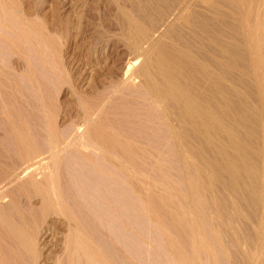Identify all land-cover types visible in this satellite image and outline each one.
Here are the masks:
<instances>
[{
  "label": "bare ground",
  "instance_id": "obj_1",
  "mask_svg": "<svg viewBox=\"0 0 264 264\" xmlns=\"http://www.w3.org/2000/svg\"><path fill=\"white\" fill-rule=\"evenodd\" d=\"M167 2L151 0L156 7ZM171 2L165 12L162 10L159 24L154 29L150 24L151 30L140 25L144 21L128 13L133 10L131 6L129 11L118 6L120 27L124 30V39L120 42L129 56L117 57V69L110 71L108 67L110 72L105 71L108 77L100 76L105 67L94 57L97 48H87L85 53L91 52L90 56L83 68L78 69L80 85H85V91L74 89L71 93L82 118L79 125L73 124L72 119L71 123L76 126L74 134L67 126H61L65 127L64 133L60 132L63 128L58 130V115L55 121V114L52 116L58 108L54 110L55 93H52L54 97L50 95L51 88L45 85L46 81L45 84L40 81L33 70L29 71L28 78L26 74V83H34L29 84L30 94L34 90L37 100L35 104L29 103V107L26 92L23 94L21 85H16L18 79L13 76L16 82L10 83L12 73L8 79L7 66L2 67L8 72L4 70L6 77L0 64V73L4 75L0 83L9 87L4 85L6 94H1L2 98L5 95V100H1L6 102L4 112L9 121H0L4 130L0 133V264H113L111 255L120 251L109 253L113 245L117 247L114 240H119L112 234L124 235L127 243L124 245L122 239L121 245L131 247L146 232L147 228L142 230V222L146 220L145 223L155 225L157 237L160 234V240L163 239L164 243L157 239L160 248L165 244L161 248L163 253L157 256L159 246L154 238L153 243L158 246L154 252L157 259L160 257L158 264L169 261L167 256L161 258L167 251L173 261L169 264H228L229 256H236L244 245L249 246V251L246 255L245 249L244 255L237 254L241 264H264V0ZM154 12L151 14H157ZM147 17L144 19H152ZM99 37L96 38L100 40ZM24 68L27 71L30 66ZM90 73L94 78L89 77ZM243 79L249 86L244 85L247 82ZM114 113L116 121H108ZM4 142L7 145L3 146ZM117 171L126 185L117 184L121 178ZM123 184L124 191L128 188L134 193L132 201L136 202L137 198L141 202L138 205L142 208L135 213L144 214L145 218L142 217L146 219L140 223L143 218L136 214L139 228L136 230L130 222L137 218L128 219L134 211H127L132 213L129 216L122 209L126 206L124 203L131 201L126 193L130 190L124 195L130 201H117L123 192L117 190ZM119 204L122 218L129 220L127 225L134 226L135 231L142 230L134 232L139 236H134L136 239L132 237L133 229L129 232L134 241L125 235L128 231L124 229L123 234L120 226L116 227L117 222L120 225ZM129 208L128 205L125 210ZM149 225L146 227L150 229ZM148 230L149 236L153 235ZM148 233L144 238H148ZM111 237L114 240L107 243ZM102 238H108L106 243L113 247L108 248L106 240L102 241L104 246L100 244ZM129 238L132 244H128ZM145 245L148 251L151 244ZM101 246L108 248L110 256H106L110 260ZM141 246H136V250L147 254L146 247ZM131 248L128 250L133 251ZM127 253L122 256V252L116 260H121L120 256L122 260L130 259ZM144 256L148 264L146 260L151 256ZM130 260L127 262L134 264Z\"/></svg>",
  "mask_w": 264,
  "mask_h": 264
},
{
  "label": "rangeland",
  "instance_id": "obj_2",
  "mask_svg": "<svg viewBox=\"0 0 264 264\" xmlns=\"http://www.w3.org/2000/svg\"><path fill=\"white\" fill-rule=\"evenodd\" d=\"M146 2L148 1V0H145ZM145 1H142V0H116V2L117 3H115V0H0V13L2 12H5L4 14L6 15V17L4 16V14H2L1 13V16H0V64L2 65H0L1 66V68L5 65V66H7L6 67V69H7V71L9 72H7L5 69H3L2 68V70H1V68H0V70L6 75V72L8 73V77H7V75H6V77L9 79V77H11L12 79H13V81H12V79H11V82L10 83H14V80H15V82H16V79H18L17 80V82L16 83H19V84H16L17 86L19 85H21L22 86V84H23V86L21 87L20 86V88H22L21 90H23V94H25L24 92H26V95H24L26 98H28L26 101H28V104L29 103H31V105L32 104H35V101H37L36 99H35V95H36V93L34 92V90H33V93H31L30 94V92L32 91V89H30V88H32V87H30V85L32 86V84H34L33 82H31V81H27V82H29V84H27L26 83V80H28L27 78H28V73H29V71L30 70H33V72L36 74V77H37V74H38V79H40V81H43V83L46 81V83L47 84H45V85H47V86H49L48 88H49V90H50V88H51V90H50V95L52 96V97H54L55 96V98H53L52 100H53V104H55V105H57V106H54V110L55 111H53V115L52 116H54V114H55V117L53 118V120L55 119V118H57L58 117V119H56V125H57V127H58V130L61 128V126H67L68 128H69V130H73L72 132L71 131H69V132H71L72 134H74L75 133V129L74 128H76V126H74L73 124H75L76 125V123H78V125L80 124V121H82V118H81V111H80V108L79 107H77L76 106V104H75V102L76 101H74V102H72V96H71V93H72V90H77V89H79L80 91H81V89H83L84 88V86L85 85H80L81 83H80V79H79V73L81 72V71H78V69L80 68H83V65L85 64V62L87 61V59H88V56H90L89 54L91 53H89V51H88V53H85V52H87V48H89V47H96L95 49H96V54H95V56L94 57H98L101 61H100V65L104 68V71H103V74L102 75H100L102 78H104V77H108V73L106 72V74H105V71H106V69H107V71H109V69H108V67L110 68V71H113V70H116L117 69V59H120V57H121V59H123V57L124 58H127L129 55H127V54H129V53H127L126 52V49H124L123 47H122V42H120V40L122 41L123 39H124V37H123V26L122 27H120L121 26V19H120V17H119V14H118V10H116V9H119L118 8V6L121 8V7H123V9H127V11H129V7L131 6V10L132 11H129L128 13H130L131 12V14L133 15V17H135V19L137 18V19H139L138 21H144L143 22V24L142 23H140V25L141 26H145L146 27V29H148V30H151V28L152 29H154L155 27H153V26H156L157 24H159L158 22H159V20L158 19H162V16H163V11L162 10H164V12H165V8H168L169 7V5L172 3L171 1L172 0H167L168 2H167V4L166 3H162V5L164 6H162L161 4V6L159 7V5H157V7H156V5L155 4H151V0H149L147 3H145ZM126 2H128V3H126ZM136 2H138V4H140L141 6H143V9H144V11L142 10V7L139 5H137V3ZM141 2H143L142 4H141ZM149 2H150V4H149ZM97 3V4H96ZM118 4H120V5H118ZM138 6V8H137V6ZM147 4H148V6H149V9H146V8H148V6H147ZM169 4V5H168ZM136 6L135 8H134V6ZM151 5H155V9H153V7L151 6ZM133 7V8H132ZM141 7V8H140ZM150 7H152V8H150ZM139 8H140V10H139ZM158 8V9H157ZM6 9V10H5ZM146 9V10H145ZM150 9H153L155 12H157V14L154 12V11H152V10H150ZM159 9H160V11H159ZM134 10L135 11H137V12H134ZM140 11V13H139V11ZM149 10V11H148ZM115 11H116V13H115ZM159 11V12H158ZM133 12H134V14H133ZM148 12H149V14H148ZM151 12L153 13H155V14H151ZM135 13H137L136 15H135ZM141 13H143V14H141ZM146 13V14H145ZM162 14V15H160L159 17H158V14ZM116 14H118V16H116ZM140 14V15H139ZM145 14V15H144ZM149 16H148V15ZM151 14V15H150ZM10 15V16H9ZM142 15V16H141ZM153 15V16H152ZM154 15L155 16H157V18L156 17H154ZM28 16V17H27ZM146 18L147 16L150 18V16H151V20L153 21L154 20V22H152V23H154V24H152L151 23V20L150 19H144V17ZM9 17H11V18H9ZM118 17H119V19H118ZM141 17H143L142 18V20H140L141 19ZM147 17V18H148ZM7 20H6V19ZM157 20H156V19ZM117 19H118V23H117ZM3 20V21H2ZM6 20V21H5ZM19 22H18V21ZM39 20H40V22H39ZM45 20V21H44ZM55 20H56V22H55ZM76 20V21H75ZM120 20V21H119ZM145 20H148L147 22L149 23H147ZM16 21V22H15ZM60 21V22H59ZM65 23H67L65 26H64V22ZM71 21V22H70ZM88 21V22H87ZM150 21V22H149ZM156 21V22H155ZM5 22V23H4ZM9 23V24H7V23ZM12 22H15V23H12ZM22 22V23H21ZM36 22V23H35ZM50 23V24H49ZM147 23V24H146ZM157 23V24H156ZM144 24H146V25H144ZM152 25V27H151V25ZM14 25V26H13ZM61 25V26H60ZM116 25V26H115ZM119 25V26H118ZM148 25H150V26H148ZM22 26H24V28L22 27ZM66 27V28H64V27ZM81 26H83V27H81ZM15 27V28H14ZM18 27H19V29H18ZM35 29H34V28ZM69 27V28H68ZM78 27V28H77ZM115 27V28H114ZM144 27V28H145ZM151 27V28H150ZM24 30H23V29ZM58 28V29H57ZM60 28V29H59ZM64 28V29H63ZM77 28V29H76ZM98 28V29H97ZM120 30H119V29ZM12 29V30H11ZM15 29H17L16 31H15ZM27 29V30H26ZM50 29V30H49ZM80 29V30H79ZM59 30V31H58ZM96 30V31H95ZM3 31V32H2ZM26 31V32H25ZM38 31V32H37ZM39 31H40V33H39ZM79 33H78V32ZM101 31V32H100ZM18 32V33H17ZM21 32H23V33H21ZM43 32V33H42ZM56 32H57V34H56ZM82 32V33H81ZM94 32V33H93ZM95 32L97 33V34H95ZM7 33V34H6ZM13 33V34H12ZM20 33V34H19ZM28 33V34H27ZM31 33V34H30ZM45 33V34H44ZM108 33V34H107ZM120 35H119V34ZM18 34V35H17ZM22 34H26V36L27 37H24V35H22ZM42 34H43V38H42ZM53 34V35H52ZM84 34V35H83ZM95 34V35H94ZM118 34V35H117ZM38 35H39V37H38ZM50 35V36H49ZM57 35V36H56ZM59 35V36H58ZM100 35H102L101 36V38L99 37ZM8 36V37H7ZM11 36V37H10ZM15 36V38H13ZM77 36V37H76ZM95 36V37H94ZM104 36V37H103ZM20 37V38H19ZM22 37V38H21ZM44 37H46V38H48V40L46 39V38H44ZM96 37H99L100 38V40L98 39V38H96ZM57 38V39H56ZM94 38V40H91V39H93ZM119 38V39H118ZM33 39V40H32ZM39 41H38V40ZM46 39V40H45ZM22 40H24L25 42H23ZM116 40H118V41H116ZM5 41V42H4ZM8 41V42H7ZM12 41H14V42H12ZM21 41V42H20ZM88 41V42H87ZM90 41H91V43H90ZM109 43H108V42ZM18 42H20V43H18ZM28 42V43H27ZM45 42V43H44ZM94 42L95 43H97V46L94 44ZM23 43V44H22ZM25 43V44H24ZM34 43H36V45L34 44ZM40 43V44H39ZM60 43V44H59ZM86 43V45L84 46V44ZM89 43V44H88ZM108 43V44H107ZM11 44H12V47H11ZM19 44H20V46H19ZM47 44V45H46ZM116 44H119V45H116ZM121 44V45H120ZM14 45H16V47L14 46ZM83 45V46H82ZM95 45V46H94ZM19 46V47H18ZM24 46V47H23ZM55 46V47H54ZM117 46H119V47H117ZM9 49V51H8V49ZM17 47H18V49H17ZM25 49V52L23 51L24 49ZM41 47V48H40ZM56 47H58L57 49H56ZM100 47V49H98ZM104 47H106V49L104 48ZM15 49H17V51L15 50V52H14V50ZM22 48V49H21ZM32 48V49H31ZM79 48V49H78ZM101 48H102V50H101ZM120 48H121V50H120ZM122 48L124 49V50H122ZM19 49H20V51H19ZM103 49H105L106 51H104ZM12 50V51H11ZM27 50V51H26ZM30 50V51H29ZM99 50V51H98ZM23 51V52H22ZM41 51V52H40ZM44 51V52H43ZM47 51V52H46ZM56 51V52H55ZM100 51H102V52H100ZM119 51V52H118ZM9 52V53H8ZM18 52H20V53H18V54H20L19 56H18V54L17 53ZM28 52V53H27ZM30 52V53H29ZM2 53V54H1ZM14 53H16V54H14ZM26 53H27V55H26ZM119 53V54H118ZM126 53V57H125V54ZM14 54V55H13ZM23 54H25L24 55V57L25 58H22L23 57ZM29 54V55H28ZM44 54V55H43ZM73 54V55H72ZM82 54V55H81ZM102 54V55H101ZM104 54V55H103ZM8 55V56H7ZM38 55V56H37ZM52 55V56H51ZM101 57H100V56ZM124 55V56H123ZM20 56H22L21 58L22 59H20ZM47 56V57H46ZM104 56V57H103ZM29 57H31V59L29 58ZM85 57V58H84ZM115 57V58H114ZM118 57V58H117ZM35 58V59H34ZM41 58H42V60H41ZM87 58V59H86ZM102 58H103V60H102ZM117 58V59H116ZM9 59V60H8ZM26 59V61H24ZM33 59V60H32ZM85 59V60H84ZM106 59V60H105ZM109 59V60H108ZM32 60V61H31ZM55 60H57V61H55ZM9 61H10V63H9ZM15 61V62H14ZM22 62V65H21V62ZM35 61V62H34ZM106 63H105V62ZM77 62H79V63H77ZM24 63H26V64H24ZM29 63V64H28ZM58 63V64H57ZM82 63V64H81ZM104 64V66H103V64ZM9 64V65H8ZM16 64V65H15ZM56 64H57V66H56ZM78 64V66H76ZM19 65V66H18ZM23 65H27V66H23ZM53 65V66H52ZM60 65V66H59ZM115 65V66H114ZM5 66H4V68H5ZM22 66V67H21ZM30 66V68L26 71V69L24 68V67H26V68H28ZM32 66V67H31ZM34 66V67H33ZM42 66V68H43V70H42V68L40 69V67ZM76 66V67H75ZM18 67V68H17ZM55 67V68H54ZM13 70H12V69ZM16 68V69H15ZM22 68V69H21ZM32 68V69H31ZM36 68V69H35ZM53 68V69H52ZM58 68V69H57ZM16 70V72H15V70ZM19 69V70H18ZM6 72H5V71ZM25 70L27 73H25V71L23 72V71ZM41 70V71H40ZM45 70H46V72H45ZM55 70V71H54ZM43 71V72H42ZM109 71V72H110ZM2 72L0 73V77H1V81H3V79H4V75L2 74ZM38 72V73H37ZM56 72V73H55ZM58 72V73H57ZM77 72H78V74H77ZM12 73V74H11ZM15 73V74H14ZM41 73V74H40ZM56 74V76H55V74ZM10 74H11V76H10ZM14 74V75H13ZM22 74V75H21ZM26 74H27V78H26ZM40 74V75H39ZM54 74V75H53ZM81 74V73H80ZM2 75H3V77H2ZM16 75L19 77H16ZM22 76V78H21V76ZM77 75V76H76ZM106 75V76H105ZM111 75V74H110ZM13 76H15V78H13ZM25 78H24V77ZM35 76V75H34ZM41 76V77H40ZM61 76H63V77H61ZM100 76H98L99 78H101ZM237 75L235 74V76L234 77H236ZM43 77V78H42ZM55 77L57 78V80L55 79ZM89 77H93L94 78V75H92V73H90V76ZM53 78V79H52ZM61 80H60V79ZM63 78V79H62ZM77 78V79H76ZM238 78V77H237ZM237 78L235 79V80H237ZM42 79V80H41ZM79 79V80H78ZM51 80H53V81H51ZM58 82V80H59V82L58 83H56V81ZM10 81V80H9ZM38 81V80H37ZM60 81H62V82H60ZM243 81H246L247 82V80L245 79H243ZM5 82V81H4ZM79 84H78V83ZM69 83L71 84V86H69ZM1 84V86H0V88H1V90H0V100L1 99H4L5 97V95H3V98L1 97V94L3 93V88L5 89V91L7 90L5 87H4V85L7 87V85H6V83L3 85L2 83H0ZM247 84H249L248 82L247 83H245L244 85L246 86ZM3 85V86H2ZM28 86V87H27ZM75 88H74V87ZM247 86H249V85H247ZM30 87V88H29ZM54 87V88H53ZM71 87V88H70ZM73 87V88H72ZM79 87V88H78ZM7 88H9V87H7ZM29 88V89H28ZM247 88V87H246ZM57 89V90H56ZM85 89V88H84ZM83 89V90H84ZM248 89V88H247ZM31 90V91H30ZM70 90H71V92H70ZM4 91V92H5ZM52 91V92H51ZM54 91V92H53ZM85 91V90H84ZM248 91H250L251 92V88L249 87V89H248ZM87 92V91H86ZM29 93V94H28ZM52 93H55V95L53 96V94ZM252 93V92H251ZM250 93V95H252ZM3 94H6V93H3ZM35 94V95H34ZM27 95H28V97H27ZM31 98V99H30ZM35 99V100H34ZM5 100V99H4ZM31 100V101H30ZM69 101V102H68ZM68 102V103H67ZM5 101H3L2 102V100L0 101V121H4V119H5V121H9L8 120V118H7V114H6V112H4V111H6V107L4 106L5 105ZM70 103H72L71 105H70ZM3 105V106H2ZM30 104H29V107L31 106ZM59 105V106H58ZM73 105V106H72ZM74 107V108H72V107ZM4 107V108H3ZM56 107V108H55ZM76 108V109H75ZM70 110V111H69ZM75 110V111H74ZM76 110H77V112L79 113V116H78V114H77V112H76ZM57 112V113H56ZM71 112V113H70ZM2 113V114H1ZM76 113V114H75ZM117 113V112H116ZM116 113H114V115H111V116H113V117H111V118H114V120L113 119H111V118H109L108 119V121H116V117L117 116H115L116 115ZM4 114H6V115H4ZM58 115V116H57ZM68 115V116H67ZM73 115V116H72ZM75 115V116H74ZM76 115H77V117H76ZM57 116V117H56ZM73 118H72V117ZM71 117V118H70ZM76 117V118H75ZM6 118H7V120H6ZM70 118V119H69ZM75 118V119H74ZM78 118H79V120H78ZM74 120V123L72 122L73 120ZM111 119V120H110ZM69 120V121H68ZM71 120V121H70ZM32 121V120H31ZM55 121V120H54ZM59 121H61L60 123H61V125H59L60 123H59ZM67 121V122H66ZM75 121H77V122H75ZM73 124H72V123ZM105 122H107V121H105ZM65 123H66V125H65ZM68 123V124H67ZM70 124V125H69ZM73 126H72V125ZM69 125V126H68ZM60 126V127H59ZM70 126H71V128H70ZM64 127V128H65ZM66 127V128H67ZM63 128V127H62ZM61 128V129H62ZM64 128H63V130L62 131H60V132H62V133H64L63 131H64ZM60 129V130H61ZM0 133H2V132H4V130H3V128H2V126L0 125ZM65 131H66V129H65ZM67 131V132H68ZM66 132V133H67ZM68 132V133H69ZM74 132V133H73ZM71 134V135H72ZM76 135V134H75ZM77 136V135H76ZM74 136V138H77V137H79V136ZM6 142V141H5ZM2 143V145L3 146H5V145H7V143ZM117 174L118 175H120L119 173H118V171H117ZM118 177V176H117ZM120 177H121V175H120ZM119 178V177H118ZM117 178V179H118ZM124 179V177L122 176L120 179H118V181H117V184L119 185V184H121L122 185V183L121 182H123L125 185H126V183L127 182H125L126 180H123ZM122 180V181H121ZM120 181V183H118ZM124 184H123V186H117V187H119V189L117 190V191H121L122 192V190H123V188L122 187H125L124 186ZM127 187H129V186H127ZM122 188V189H121ZM126 188V187H125ZM124 188V189H125ZM130 188V187H129ZM121 189V190H120ZM128 189V188H127ZM127 189H125V191H127ZM131 191V194L129 193L130 191ZM125 191L123 190V192H124V194H123V192L122 193H120L118 196H117V201H119L120 200V202H125V200H126V198H125V194L126 193H128V195H127V199H128V196L130 195L131 197H129L130 198V200H126V201H130L129 202V204H128V202H126V204L124 203V206L125 207H128V205H129V210H125V207L124 208H122V206H120V204H122V203H120L119 205H117V215L121 218V219H124L125 221H123V220H121L118 216V218L121 220V222H120V220L119 219H117L118 221H119V223H120V225H118V222H117V224H116V227L117 226H120V227H123V229H121L120 227H118L120 230H121V232L125 229L126 231H128V234H125V235H130L132 232H133V234H134V232H137V231H135L136 229H139L136 225H138L137 224V222H138V216L140 217V218H143L144 217V214H138V213H135V210H138L139 211V207H141V206H139L138 205V203H141L136 197V202H133L132 201V199H133V195H134V193H132V190L131 189H128V191L129 192H126L125 193ZM123 195V197L122 196H120V195ZM133 194V195H132ZM120 196V199L118 198ZM135 196V195H134ZM124 200H123V199ZM123 201H122V200ZM139 201V202H138ZM132 202H133V204H135L134 205V208H136L137 207V209H134V208H132L131 209V206L133 205L132 204ZM138 205V206H137ZM136 206V207H135ZM118 207H121L122 209H124L123 210V212L125 213V214H127L128 213V215L129 214H132V213H129V212H127V211H130V210H133L132 212L133 213H135V214H133V215H131V217H129L128 215H125V216H128L129 218L128 219H131L130 221H132V220H134L135 218H137V219H135V221H132V222H130L131 223V225H133L132 223H134V226L135 227H137V228H135V230H134V226H128L130 223H129V220L126 218H122V216H124V214H122V213H120L119 211L121 210L122 211V209H119ZM133 207V206H132ZM142 208V207H141ZM138 211H136V212H138ZM140 212H141V210H140ZM119 213V214H118ZM143 213V212H142ZM138 216H137V215ZM107 215H109L108 213H107ZM136 215V217H132V216H135ZM142 215H143V217H142ZM145 218V217H144ZM144 218H143V220H139L140 221V223H141V221H145L144 220ZM128 222H127V221ZM137 221V222H136ZM147 221V220H146ZM145 221V222H146ZM124 222H125V226L123 225L124 224ZM129 223L128 225H127V223ZM145 222H142V226H139V227H142V230L144 229H146V232L144 231L143 232V234H140V233H137V234H140L141 236H140V238L139 239H137V241L135 240L134 241V239L132 238V237H134V236H136V237H139L138 235H136V233L132 236V235H130V238L131 239H133L132 241H134V242H136V243H134V245L135 244H137V245H131V247H133L134 246V248L137 246V247H139V245H141V244H143V246L145 245V244H151V245H149L148 247V251H147V246L145 245L144 247H146L145 248V252L147 251V254H143V250H140L141 252H142V256H141V252H139V251H137L136 249L137 248H135V251H136V253H138V255H140L139 257H137L138 255L135 253V251H134V248H131L130 246H128V248L130 249H133V251H134V253H133V251H132V254H135V256L137 257H134V255H132L133 256V258H132V256L129 254V253H127L129 250H128V248L127 247H124V245H125V241H126V243H127V239H125L124 240V235H122V237H121V233L119 234V236H117V233L116 232H119V230H117V228H116V232L115 231H112V233H116V236L114 237V234H112L111 233V231H108L109 233H111L112 235H113V238H116V237H118L119 238V242H118V244L120 245V246H122L123 244V247H124V249H120V248H123V247H120L118 244H117V242H116V239L114 240L112 237L110 238L111 240L110 241H108L107 242V240H108V238L107 239H103L102 238V240H101V242H100V244L102 243V245L104 244V243H111L112 242V240H114L115 241V244H116V246L117 247H115V245H113L114 247H115V249H114V247L113 246H111V247H113L112 249H113V251H111V249H108L110 246L108 245L106 248L109 250V253L110 252H112L111 254H115L116 252H119V254L118 253H116L117 254V256H116V254L113 256V255H111L112 256V258L114 259V257H115V259H114V262L112 261V258H111V260H110V258H108L106 255H109L108 254V250L107 249H104V247L102 248V246L100 247L101 249H102V251L104 250V252H103V254H105V252H106V254H105V256L113 263V264H129L127 261L128 260H134V264H136V259H142V261L144 260V259H147V257H145L144 256V258H143V255H146V256H148L149 257V254H150V256H151V253H153L154 251H156V250H158L157 248H158V246H159V251H157L156 253H157V256H159V252H162L163 253V249H164V245L163 244H161V248H163L162 249V251H161V248H160V243H164L163 242V239H161L162 240V242H161V240H160V238H161V236H160V234L159 233H157V234H159L158 235V237H157V235H156V231H157V229L155 230V225L152 223V222H150V225L149 224H147V223H145ZM121 223H123L122 225H121ZM139 223V225H141ZM143 223H144V225H143ZM152 223V224H151ZM145 224H147V225H145ZM150 226V229L148 228V227H146V226ZM153 225V226H152ZM127 226V227H126ZM145 226V227H144ZM132 227V228H131ZM154 227V229H152ZM110 228V227H109ZM126 228H129V229H131V230H127ZM132 229H133V231H132ZM149 229V230H148ZM108 230H110V229H108ZM124 230V231H125ZM141 230V228H140V230L138 231V232H140V231H142ZM147 230L150 232V231H152V233H153V235H154V232H155V235H156V237H155V235H154V237H153V239L151 238V236H153L151 233V235L149 236V233L147 232ZM155 230V231H154ZM249 230H250V234L252 233V230H251V228H249ZM124 231L122 232L123 234H124ZM132 231V232H131ZM129 232H130V234H129ZM127 233V232H126ZM142 233V232H141ZM146 233H148L147 235H148V238H147V236H146V238H144L145 236H143V235H145ZM107 234V233H106ZM127 236H126V238H127ZM132 236V237H131ZM159 236H160V238H159ZM106 237V236H105ZM107 237H110V236H107ZM129 237V236H128ZM141 237H143V238H141ZM121 238V239H120ZM128 239V244H129V240H131V239ZM135 238V237H134ZM156 239V241H157V243L155 242V239ZM122 239H123V241H124V243L121 245V242H122ZM136 239V238H135ZM140 239H143V240H141L142 242H140L139 240ZM146 239V240H145ZM160 241V243H159V241ZM104 240H106L105 242H104ZM250 240H251V237H250ZM104 243H103V242ZM113 241V242H114ZM153 241L155 242V244L156 245H158V246H156V245H154V243H153ZM138 242V243H137ZM140 242V243H139ZM148 242V243H147ZM153 244H152V243ZM145 243V244H144ZM249 243V242H248ZM247 243V244H248ZM105 244V245H106ZM114 244V243H113ZM130 244H132L131 242H130ZM104 246V245H103ZM127 246V245H126ZM143 246H141L142 248H143ZM151 246V247H150ZM156 246V247H155ZM118 247H119V249H118ZM153 247L154 248H156L155 250H153ZM247 249H246V248ZM249 246L248 245H244V247H242V249L244 248L245 249V252H244V249L242 250V251H240V253H237L238 255H244V253H245V255L247 254V252L249 251V248H248ZM116 248H117V250H116ZM126 248V249H125ZM140 248V247H139ZM139 248H138V250H139ZM144 249V248H143ZM149 249H151L152 250V252L150 253L149 252ZM105 250H107V251H105ZM115 250V251H114ZM125 250H128V251H126V253H127V256L130 258V259H126V260H122V256L123 255H125L126 253H124V251ZM123 252V254H122V252ZM131 251H129L130 253H131ZM144 252V253H145ZM165 252H166V249H165ZM169 251H167V253H168ZM244 252V253H243ZM167 253H165L164 255H162V256H164V257H161V258H165V256H167L168 258H169V261L167 262V260H160L161 262H160V264L163 262H165L166 261V263H164V264H169V262H171L172 260H171V258H170V254L169 255H167ZM120 254H122V256H120L121 257V260H120V258H118L119 260H116V258L118 257V255H120ZM155 255V257H154V255ZM152 254V256H153V258H156V260L157 261H155L153 258H152V256H151V258H148V260H146V261H149V262H151V263H155V264H158L159 262V259H160V257H158V259H157V256H156V254H155V252ZM161 254V253H160ZM236 254V256L234 255V254H232V255H230L229 256V258L230 259H228V264H230V263H232V264H238L239 262H240V264H241V261H242V259H241V257H240V260H239V257H238V255ZM130 255V256H129ZM110 256V255H109ZM126 256V258H128ZM161 256V255H160ZM125 257V256H124ZM166 257V259H168ZM138 259V261H137V264H138V262H141V259L139 260ZM149 259H153L154 260V262H153V260H149ZM232 259V260H231ZM130 260V261H131ZM133 260H132V262H133ZM118 263H117V262ZM235 261V262H234ZM116 262V263H115ZM131 262V263H132ZM149 262H148V264H149ZM173 262V261H172ZM147 262H145V260L143 261V264H146ZM133 264V263H132ZM140 264H142V263H140ZM171 264V263H170Z\"/></svg>",
  "mask_w": 264,
  "mask_h": 264
}]
</instances>
